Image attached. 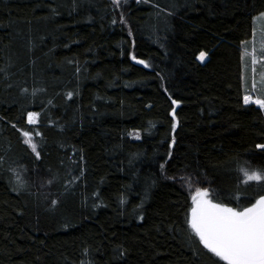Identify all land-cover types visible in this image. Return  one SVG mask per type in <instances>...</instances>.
<instances>
[{
    "label": "trees",
    "instance_id": "obj_1",
    "mask_svg": "<svg viewBox=\"0 0 264 264\" xmlns=\"http://www.w3.org/2000/svg\"><path fill=\"white\" fill-rule=\"evenodd\" d=\"M261 14L264 0H0V264H224L187 222V185L228 207L264 196L241 171L264 175L243 61Z\"/></svg>",
    "mask_w": 264,
    "mask_h": 264
},
{
    "label": "snow or ice",
    "instance_id": "obj_2",
    "mask_svg": "<svg viewBox=\"0 0 264 264\" xmlns=\"http://www.w3.org/2000/svg\"><path fill=\"white\" fill-rule=\"evenodd\" d=\"M115 2L119 4V0ZM205 57L206 53L200 52L198 59L203 62ZM137 63L143 64L144 61H137ZM250 101L264 109V99L252 100L245 95L244 103L247 104ZM172 103L175 104L176 101ZM172 115L175 118V110ZM38 116L36 112H29L28 123L32 124ZM23 135L28 138L25 143H30V134L24 132ZM173 143H175L174 139ZM31 147L33 151H36L35 144H31ZM257 147L264 148V144H259ZM241 171L246 178L245 183L249 180H264V175L258 171L251 173L246 169ZM208 197L207 190H196L195 195L191 197V214L187 220L204 248L219 260L224 261V264H264V196L250 207L242 208L214 203Z\"/></svg>",
    "mask_w": 264,
    "mask_h": 264
},
{
    "label": "rangeland",
    "instance_id": "obj_3",
    "mask_svg": "<svg viewBox=\"0 0 264 264\" xmlns=\"http://www.w3.org/2000/svg\"><path fill=\"white\" fill-rule=\"evenodd\" d=\"M207 60H208V55H206L203 62H201L200 60L199 62L204 64L205 62H207ZM243 61L246 72L250 70V74H251L252 89H251V93L247 96L251 97L252 100L262 99L260 98V96L262 95V97H264V14H261L255 18L254 37L244 47ZM247 104H255V103L250 101ZM255 105L259 107L258 104ZM37 123H38V118L35 119L32 124L29 123L28 124L36 125ZM137 135L138 134L135 133L133 136H137ZM187 186L189 189L190 197L195 195L197 189H200L198 187L192 188L191 185H187ZM200 190L203 191L204 189H200ZM208 193H209L208 198L211 199V193L209 191Z\"/></svg>",
    "mask_w": 264,
    "mask_h": 264
}]
</instances>
